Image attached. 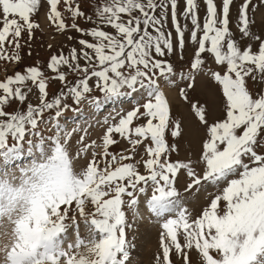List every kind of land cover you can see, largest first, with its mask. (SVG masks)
<instances>
[{"label": "snow or ice", "instance_id": "obj_1", "mask_svg": "<svg viewBox=\"0 0 264 264\" xmlns=\"http://www.w3.org/2000/svg\"><path fill=\"white\" fill-rule=\"evenodd\" d=\"M203 2L201 20L198 0H183L182 11L178 0H96L91 15L79 0H0V61L21 62V40L34 38L41 8L59 33L80 34L79 47L52 54L46 64L63 86L59 95L49 98V77L39 66L0 80V264H127V211L141 196L160 224L157 264H191L193 251L199 264H264V36L251 28L253 0L238 8L237 31L256 42L243 47L231 27L234 0ZM81 19L91 26L81 27ZM186 32L195 45L187 73L164 59L177 50L183 59ZM208 57L220 67L208 74L222 92L221 116L209 122L205 109L193 106L205 129L198 174L191 161L170 159L178 151L170 138L181 137L182 126L171 118L159 81L174 84L179 75L191 88ZM34 89L38 103L21 111ZM94 90L102 99H89ZM179 94L186 98L185 88ZM126 96L135 104L105 118L100 143L87 139V128L61 122L68 100L99 108ZM121 142L130 149L110 151ZM22 156L32 159L17 178L7 167ZM77 159L86 161L79 171ZM181 171L190 178L185 191L204 183L217 189L198 215L176 187Z\"/></svg>", "mask_w": 264, "mask_h": 264}, {"label": "rangeland", "instance_id": "obj_2", "mask_svg": "<svg viewBox=\"0 0 264 264\" xmlns=\"http://www.w3.org/2000/svg\"><path fill=\"white\" fill-rule=\"evenodd\" d=\"M95 2L96 0H79L81 9L89 15L92 14V8ZM219 2L220 0H217L218 4ZM198 3L199 15L202 20L206 13V5L204 4L203 0H198ZM241 3L242 0H234L233 5L231 6V27L234 33V38L241 44L242 47L246 46L247 44L255 45V41L242 38L235 27L237 23L238 8ZM183 6V0H178V10L182 11ZM250 15L252 18V31L256 35L264 36V4H261V0H253V6ZM33 19L39 23V29L35 31L34 38L29 43H25V40H27L26 35L21 40V43L23 45L20 50V55L22 56L21 62L6 63L0 61V80L5 79V77L8 75H13L17 71L23 72L26 66H39L45 72L46 76L49 77V85L47 91L49 93V98H53L60 94L63 86L58 80L53 78L54 74L46 68V64L52 54L57 53L60 50H63L65 53H67V50L70 47H79L76 43V40L80 38V34L76 33L75 31H66L63 34L59 33L55 29V26L51 25L50 22L46 19L45 8H41L39 14L34 16ZM78 23L83 28H88L91 26L90 22L83 19L79 20ZM181 23H188V27L189 29H191L190 22L181 20ZM168 30L173 32V38L175 40V32L174 29L171 28L170 22L168 25ZM188 35L189 33L186 32L185 48L182 53L183 59L180 58L181 53L179 50L174 51L172 54L166 55L164 57V59L170 61L178 71H183L185 73L189 71V61L193 58L195 49V45H192L189 42ZM69 36H72L75 39L69 40ZM49 45H51V48H49ZM208 69L220 70V67L215 65L212 59L208 57L203 71L193 73L195 80L194 86L191 88H187L186 85L193 82L182 80L180 79L179 75L174 78V84H168L163 79L159 81L161 89L164 92L167 100L169 101L171 118L174 121L180 122L182 126V136L177 138H170V143H175L178 145V151L172 153L170 159L173 161L179 160L182 162L191 161L194 170L198 174H202V170L204 167L202 163H198V159L201 154V142L205 139V129L200 124L199 119L195 114V108L193 106L205 109L207 114L206 118L209 122L217 120L221 116L220 99L222 92L220 86L213 79H211L210 75L208 74ZM68 79H73L71 73L69 74ZM249 86L255 89L259 88V85L253 81H249ZM181 88H185V91L187 93L186 98L182 97L179 94V90ZM35 93L36 90L34 89V93L29 94L25 105H19L21 111L26 110V104L28 102H31L33 105L38 103L37 94ZM178 96H180L179 100L177 99ZM93 97L102 99V93H100L98 90H94L89 96V99H92ZM135 102L136 100L134 97L126 96L113 102H104L99 108H97L94 105H90L87 100L80 103L79 105H76L72 100H68L67 103L70 105V107L65 111L61 122L64 123L66 121L67 127L69 129L76 126L87 128L89 132L87 139L89 141L96 140L97 143H100V137L104 132L103 121L105 120V118L114 116L116 112L121 111V109L125 111L129 110L135 104ZM15 108H17V105L13 104L12 107L8 110L12 111ZM75 109H78V111H76ZM41 127L43 128V125H41ZM48 134L50 133H48L45 129V135ZM125 149H130V146L126 142H121L118 145L112 146L110 148V151L116 153L117 151ZM97 151H99V149H97ZM19 159L22 160V163H20L17 167H13L15 163L12 164L13 166L7 167L9 173L17 178L21 174L19 168L21 166L27 165L32 157L22 156ZM85 164L86 161L84 159H77L75 161V169L79 171L84 167ZM140 171L143 172L144 169L141 168ZM16 182L18 183V181ZM189 182L190 178L187 176L186 171H181L180 173H178L176 187L182 194L184 206L189 208L195 216L200 213L203 207L207 206V203L211 198H214V194L218 193L216 187L207 183H204L203 186L200 187L194 186L192 189L185 191L186 186ZM143 198V196L140 197V199L142 200ZM138 209L139 206H137L134 211H127V220L130 227L126 229V236L127 240L130 241L129 244H133L132 246L130 245V249L132 251H135L134 247L137 243V241H134V239L131 238V235L135 233L134 230L138 229L134 225ZM146 220H148L147 222L149 224V219L146 218ZM151 220L153 219L151 218ZM144 222L145 219L141 224L143 225ZM78 223L80 235L82 237H87V225H85L79 217ZM71 229L72 228L68 230L67 234L68 237H70V239H68L69 241L74 239V235H72L74 234V230ZM2 241L4 243V239L0 238V243ZM2 246L0 245V247ZM137 257L141 259L140 257L142 256L133 255L132 258L134 259L132 261H135ZM173 259L176 260L177 258L173 257ZM2 260L3 253L0 252V261ZM190 260L191 264H199V258L195 251L191 252ZM128 263H131V257H129L127 264Z\"/></svg>", "mask_w": 264, "mask_h": 264}, {"label": "bare ground", "instance_id": "obj_3", "mask_svg": "<svg viewBox=\"0 0 264 264\" xmlns=\"http://www.w3.org/2000/svg\"><path fill=\"white\" fill-rule=\"evenodd\" d=\"M177 98V97H176ZM180 96H178L179 100ZM18 181V180H17ZM141 203L139 206V209L137 211L136 220L134 221V225L139 229L134 230L135 233L131 235V238L134 239V241H137L135 244V251L131 250L129 247V257H131V263L128 264H157L155 257L159 254V232H160V224L156 218L153 217L150 212L147 210L145 199H140ZM196 201V200H195ZM149 219V224L148 220ZM151 218L153 220H151ZM145 219V222L143 225L141 224L143 220ZM72 230V229H71ZM71 235V234H70ZM74 235V234H72ZM71 235V236H72ZM70 239V237H68ZM130 242V241H129ZM133 245L132 243L130 244ZM151 247V248H150ZM130 255H136V256H142L139 259L136 258L135 261H132L134 258Z\"/></svg>", "mask_w": 264, "mask_h": 264}]
</instances>
